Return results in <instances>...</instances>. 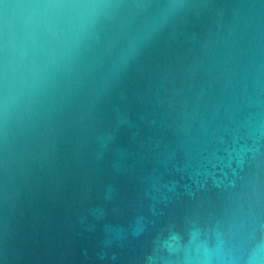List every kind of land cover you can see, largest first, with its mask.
Returning a JSON list of instances; mask_svg holds the SVG:
<instances>
[{
    "label": "water",
    "instance_id": "obj_1",
    "mask_svg": "<svg viewBox=\"0 0 264 264\" xmlns=\"http://www.w3.org/2000/svg\"><path fill=\"white\" fill-rule=\"evenodd\" d=\"M0 264H264V0H0Z\"/></svg>",
    "mask_w": 264,
    "mask_h": 264
}]
</instances>
